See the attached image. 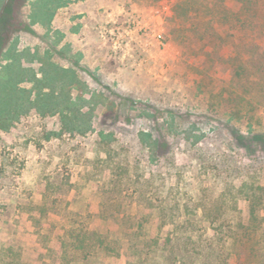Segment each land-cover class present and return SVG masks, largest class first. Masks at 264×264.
I'll return each mask as SVG.
<instances>
[{"label":"rangeland","instance_id":"obj_1","mask_svg":"<svg viewBox=\"0 0 264 264\" xmlns=\"http://www.w3.org/2000/svg\"><path fill=\"white\" fill-rule=\"evenodd\" d=\"M179 1L0 0V264H264V28Z\"/></svg>","mask_w":264,"mask_h":264},{"label":"trees","instance_id":"obj_2","mask_svg":"<svg viewBox=\"0 0 264 264\" xmlns=\"http://www.w3.org/2000/svg\"><path fill=\"white\" fill-rule=\"evenodd\" d=\"M181 1L185 2L186 0H180L177 2L174 12H177V8L180 7ZM217 4L214 2H203L200 6L202 8V11L200 12L201 15H199V18L192 19L189 23L190 30L192 34H194L199 40L201 41L202 48L206 47V49L209 48H220L222 47L224 41L222 40L225 36L224 34H220L217 30L216 26L214 24H225L226 21H229L231 24V28L235 31L236 39V45L239 44L240 47H248V45L254 43V35L251 32H254L256 27L257 28H264V0H229L232 2L233 10L225 8V0H219ZM43 5L47 4L48 0H42ZM42 8V5H39ZM48 8V7H46ZM44 9V8H43ZM215 9H218L217 17H213L212 14H209L210 11H213ZM174 13V18L178 19L177 13ZM34 20V19H33ZM180 23V19L177 21ZM186 34H182L181 36H184ZM227 35V33H225ZM189 36V34H187ZM186 36V37H187ZM185 43L182 42V44ZM186 43H190V41H186ZM257 46L254 45V48ZM240 52H235V58L237 60L242 61V57H240ZM237 70V69H236ZM238 71V70H237ZM43 76L41 78H28L30 81L38 83L42 87V84H45L48 86L50 90H52V86L49 83H53L54 78H52L50 75L45 73L42 70ZM256 78H258L256 76ZM42 83V84H41ZM46 86V87H47ZM37 87V86H36ZM39 87V86H38ZM53 92L55 90L53 89ZM254 113V112H253ZM140 140L142 142L148 141L151 138V134L148 132L141 131L138 134ZM258 138H261L259 136L254 135L253 139L257 140ZM151 147L157 146V140L152 139L150 143Z\"/></svg>","mask_w":264,"mask_h":264}]
</instances>
